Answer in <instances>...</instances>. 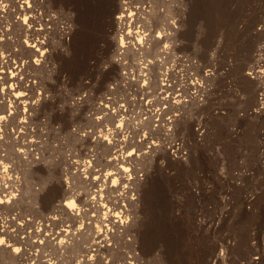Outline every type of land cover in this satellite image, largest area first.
<instances>
[{"label":"rangeland","instance_id":"1","mask_svg":"<svg viewBox=\"0 0 264 264\" xmlns=\"http://www.w3.org/2000/svg\"><path fill=\"white\" fill-rule=\"evenodd\" d=\"M121 3L133 13L124 28ZM37 10L47 45L37 62L13 18L0 16L14 29L0 37L4 45L28 59L19 81L32 96L18 130L36 143L19 157L15 121L0 126V153L15 167L0 174L15 184V198L0 204V228L11 233L2 245L24 236L16 225L25 220L35 222L27 233L47 236L86 223L66 248L40 239L41 262L83 264L88 254L89 264H264V75L254 71L264 69V0H43ZM128 29L145 40L119 55ZM162 77L181 104L150 119L142 93H164ZM176 141L185 157L171 154ZM128 153L134 182L124 188L107 177ZM133 187L128 202L123 189ZM94 195L129 209L124 227L109 226L115 235L100 255L93 234L106 227L87 216L96 213ZM0 264H17L10 246Z\"/></svg>","mask_w":264,"mask_h":264},{"label":"bare ground","instance_id":"2","mask_svg":"<svg viewBox=\"0 0 264 264\" xmlns=\"http://www.w3.org/2000/svg\"><path fill=\"white\" fill-rule=\"evenodd\" d=\"M50 1V0H49ZM43 0H0V16L4 17H11L13 18L10 23H14L16 27L21 28L22 30V37H25V40H21V43L25 45V47L30 49L31 55L34 56L36 59L34 61L40 60V58L44 55L45 48L47 47L46 42L41 39V36L44 34V29L43 28H37L36 22L41 18L38 14L37 7L39 5H42ZM50 3V2H49ZM121 9L120 13L116 16L118 21V24L120 25L121 28L125 27L126 21L128 19H132L133 13H127L125 11V8H123V4H120ZM10 18V19H11ZM5 19V18H4ZM9 21V20H8ZM9 23V22H8ZM10 25V24H9ZM8 25V26H9ZM12 25V24H11ZM0 23V37L4 35L10 34L14 29L12 26H5L7 28L2 27ZM140 28V26H138ZM138 30L135 31L137 35H139ZM63 38L64 39H69L70 34L72 31V24L68 21L66 24V27H63ZM140 31V30H139ZM21 33V32H20ZM132 30L128 29L127 31V41L124 39V35L121 34L118 45L116 47V53L119 55H122V52L125 47H128L130 44H137V45H142L143 40L142 38L145 37L140 36L136 37L135 39H132ZM157 37L160 36V33L156 35ZM2 38V37H1ZM0 38V110H6L7 108L16 115L15 117L11 119H7L8 116L2 114L0 115V126L4 125L6 126L10 120L15 121L17 128H16V139H15V147L16 149V154L17 156H21V154L26 151V148L29 145H36V143L32 140L25 141V139L22 138L23 136V131L18 130L21 128H25L26 123L24 120H21V117H25L24 115L22 116V113H19L20 106L21 104H28V99H30L31 94V89L28 88V86H23L22 82L19 81V75L23 74L25 66L27 65L26 62L28 59H24L25 56L23 55L22 52H18V50H13L6 39V44L9 45H4V39ZM23 46V45H22ZM123 49V50H122ZM262 52L264 54V48L262 49ZM22 56V57H20ZM27 58V57H26ZM117 60L119 58L116 57ZM32 64V63H31ZM27 67V66H26ZM256 69V68H255ZM254 70V69H253ZM257 76H263L264 75V69L262 66H259V69L254 70ZM24 75V74H23ZM163 75V74H162ZM22 77V76H21ZM24 77V76H23ZM162 82H160V87L165 89L166 91L164 93H158L157 95H152L154 96L153 98H150V95L142 93V95H147L149 97V101L145 107V111L149 115V118L151 119L152 117H159L163 118V115L166 113V108H173L175 105L173 103L180 102V97L181 93L176 92V91H170L171 86H169L168 82L165 83L163 80H167L168 78H160ZM24 83V82H23ZM111 91H108L106 95V101L109 102L111 99L110 95ZM34 94V93H33ZM35 96V95H34ZM182 98V97H181ZM182 102V100H181ZM32 104V101H31ZM103 105V103L101 102ZM261 104L264 107V93L262 96ZM27 106V105H26ZM152 106V108H151ZM154 106V107H153ZM105 107L110 111V113L114 114L115 108L114 107H109V104H105ZM176 107V106H175ZM30 108V107H29ZM13 109V111L11 110ZM6 113V111H4ZM10 113V112H9ZM13 115V114H12ZM11 115V116H12ZM10 116V117H11ZM16 118H19L16 120ZM13 123V122H11ZM25 126V127H24ZM118 132L122 136H125L123 133V129L121 128V124L118 125ZM2 127H0L1 129ZM5 128V127H4ZM22 134V135H21ZM106 139V138H104ZM155 144L152 146H148L149 148H153ZM171 154L174 155L175 157H185L184 155L186 154V151H184L182 144L179 141H176L175 143L172 144V149H171ZM131 155V153H128L126 155H119L117 157V161L119 166L117 167L116 171H111L108 175L107 178H110L111 176L114 177V179L120 180L121 183L124 184V188H128V184L133 183V177H129L127 175L128 167L126 166L128 157ZM135 157V156H134ZM116 158V157H115ZM94 158L91 156L89 157V162H91ZM7 156L4 154L0 153V174L3 171H7L9 173H12L15 169L14 165H8ZM129 184V188H130ZM119 185V184H117ZM132 187V186H131ZM119 188V187H117ZM15 184L14 182L10 179L7 183H1L0 179V204H5L8 203L11 199L15 198ZM133 190L130 189H123L125 193L122 195L123 198L127 199L128 202H131L135 200L133 197ZM102 197V195H101ZM120 197V195H119ZM122 198V197H121ZM94 204L92 205L94 211L96 212L95 214H92L91 216L87 215L89 219L93 221H100L104 228H100L94 232V246L93 251L97 254L100 255V253H103L105 251H108L110 249L109 246V241L112 237H114V232H109V226L111 225L112 227H124V222L125 218L127 217L129 213V209L125 207V205L120 204L116 198V200L109 201L108 199L103 200L102 198L99 199L97 195H94L92 197ZM119 200V199H118ZM70 205L73 203L71 200L68 201ZM133 203V202H132ZM75 215V213H74ZM77 218V216H74ZM74 218V219H75ZM9 219H7L8 221ZM13 221H11L12 224ZM10 223V222H9ZM14 223V222H13ZM15 225V224H12ZM35 222L33 221H27L25 220L19 225H16V230H18L21 233H24V236L22 238H17L15 239L16 243H11L8 245H2V241L4 238L9 237L11 233H8L7 230L1 229L0 228V253H2L5 250V246H10L12 248V252L14 253L15 261L17 264H51L52 262L46 261L45 263L41 262L40 260V249H41V243L40 239H43L53 247L54 250H59L62 248L67 247V239L70 236L74 237V234H83L84 229L86 227V223L79 228H77L76 232L70 233V229H63V231H57L54 233L52 232L50 236L45 235L41 229L29 231L30 233H27V228L28 227H33L34 228ZM85 226V227H84ZM88 227V226H87ZM44 230V229H43ZM49 230V229H46ZM73 230V229H72ZM50 233V230H49ZM44 234V235H43ZM75 235V236H76ZM84 235V234H83ZM33 238V239H32ZM93 240V239H92ZM91 247V246H90ZM88 247V248H90ZM91 249V248H90ZM90 251V250H89ZM91 253V252H89ZM45 261V260H42ZM81 263L83 264H89V258L88 254L84 256L83 259L80 260ZM128 264H134L132 260H128Z\"/></svg>","mask_w":264,"mask_h":264}]
</instances>
